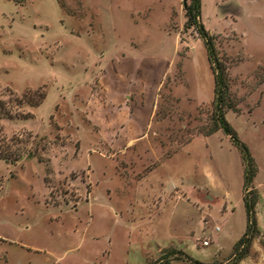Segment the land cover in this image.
Masks as SVG:
<instances>
[{"label": "rangeland", "instance_id": "374dc122", "mask_svg": "<svg viewBox=\"0 0 264 264\" xmlns=\"http://www.w3.org/2000/svg\"><path fill=\"white\" fill-rule=\"evenodd\" d=\"M184 3L0 0V264H159L168 248L228 262L243 165L205 135L214 73ZM200 15L258 167L260 233L238 264H264V0Z\"/></svg>", "mask_w": 264, "mask_h": 264}, {"label": "trees", "instance_id": "16d2710c", "mask_svg": "<svg viewBox=\"0 0 264 264\" xmlns=\"http://www.w3.org/2000/svg\"><path fill=\"white\" fill-rule=\"evenodd\" d=\"M201 0H189L184 8L185 23L184 29L194 30L200 39H202L206 49L208 60L214 73V100L212 102L213 112L211 124L206 136L221 130L229 136L232 144L239 150L243 165V204L246 211V229L242 237L234 244L232 255L226 264H238L248 256L253 239L259 235L260 227L256 216V205L259 199V193L254 186V178L258 167L248 146L241 141L233 127L225 118L227 111H235L233 101L230 98L229 84L225 74V68L220 63L213 36L205 29L200 20ZM172 259L185 260L186 264H208L198 259H194L184 254L182 251L168 248L160 256L159 264H169Z\"/></svg>", "mask_w": 264, "mask_h": 264}, {"label": "water", "instance_id": "95a60500", "mask_svg": "<svg viewBox=\"0 0 264 264\" xmlns=\"http://www.w3.org/2000/svg\"><path fill=\"white\" fill-rule=\"evenodd\" d=\"M184 6H186V3H184Z\"/></svg>", "mask_w": 264, "mask_h": 264}]
</instances>
